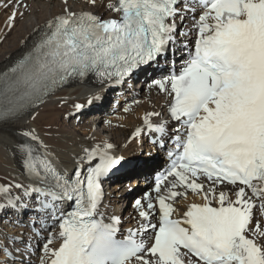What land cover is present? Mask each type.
Returning a JSON list of instances; mask_svg holds the SVG:
<instances>
[{"label": "snow or ice", "instance_id": "6c2138e0", "mask_svg": "<svg viewBox=\"0 0 264 264\" xmlns=\"http://www.w3.org/2000/svg\"><path fill=\"white\" fill-rule=\"evenodd\" d=\"M3 7L13 8L10 30L27 6L3 0ZM189 33L194 49L179 72L152 81L171 97L168 119L153 124L161 114L149 112L132 134L147 130L153 143L171 140L174 147L167 169L134 200L137 226L124 238L120 218L106 223L99 213L103 180L121 170L137 179L152 158L126 159L102 142L82 149L69 178L34 129L20 131L27 183L0 185V211L39 213L40 232L58 225L62 243L51 248L53 236L45 237L40 264H264V0H83L77 10L64 0L0 72V122L28 114L73 78L91 74L101 84H122ZM99 98L90 96L87 106ZM85 107L74 103L67 118ZM189 192L202 202L186 204L181 214ZM20 251L0 245V264L9 257L17 264Z\"/></svg>", "mask_w": 264, "mask_h": 264}, {"label": "bare ground", "instance_id": "6f19581e", "mask_svg": "<svg viewBox=\"0 0 264 264\" xmlns=\"http://www.w3.org/2000/svg\"><path fill=\"white\" fill-rule=\"evenodd\" d=\"M67 3L77 10L83 0H67ZM23 4L27 7L19 9L22 15L18 14L15 26L9 30L6 21L13 8L5 10L3 0H0V71L15 62L26 51L27 46L32 44L35 39L33 31L38 25L42 26L45 20L64 8V0H23ZM200 11L198 8L197 17ZM184 24L191 27V20H185ZM194 36V33H189L186 38L180 37L175 48L166 53L169 55L167 58L158 57L156 62L145 65L136 77L131 75L116 87L108 82L101 84L95 77L84 82L78 81L48 96L42 104L21 118L0 122V185H7L13 180L27 183L17 151L21 141L19 133L25 129H34L47 146V151L62 168L69 170L74 169L83 148H91L102 142L113 144L117 153L126 159L139 157L143 160L151 157V166L137 179H127L125 172L121 170L103 180L110 189L99 213L103 215L106 223L110 222L109 218L112 216L119 217L118 236H127L128 230L137 226L134 200L149 190V183L155 178V174L161 169H167V152L174 147L171 140H167L165 147L152 144L153 136L147 134V130L135 139L132 134L137 128L145 127L143 118L149 112L161 114L159 117H151L153 124L167 118L166 111L171 97L152 86V81L171 74L173 63H168V58L177 57L174 70H180L181 64L188 58L187 49L194 44ZM185 43L188 45L186 49L183 48ZM90 96L100 98L87 106ZM74 103L85 104L86 107L79 115L69 119L66 114L74 111ZM88 112L94 113L86 118ZM176 127L177 125H169V132ZM192 202L200 203L202 200L200 197H193L189 192L187 200L181 202V214L186 210V204ZM35 204L33 197L29 202V209ZM33 220L37 221L35 227L30 223ZM39 220V213L33 211H26L22 215L11 209L0 211V245L13 251L21 250L15 252L17 264H40L42 245L45 237L50 234L53 236L49 245L51 248H58L62 243V238H57L59 228L56 226L53 230L40 232ZM20 236L29 243L14 240V237ZM3 259L4 254L0 252V260ZM9 264H12L11 257Z\"/></svg>", "mask_w": 264, "mask_h": 264}, {"label": "rangeland", "instance_id": "374dc122", "mask_svg": "<svg viewBox=\"0 0 264 264\" xmlns=\"http://www.w3.org/2000/svg\"><path fill=\"white\" fill-rule=\"evenodd\" d=\"M94 112H88L85 117L87 118L88 116L92 115Z\"/></svg>", "mask_w": 264, "mask_h": 264}]
</instances>
